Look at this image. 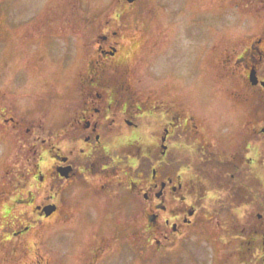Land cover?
<instances>
[{
	"label": "flooded vegetation",
	"instance_id": "obj_1",
	"mask_svg": "<svg viewBox=\"0 0 264 264\" xmlns=\"http://www.w3.org/2000/svg\"><path fill=\"white\" fill-rule=\"evenodd\" d=\"M113 14L87 34L94 44L77 69L73 110L63 112L59 98L52 112L49 105L42 113L43 102L8 116L0 108V137L10 126L19 146L9 170L14 190L49 180L57 198L63 183H73V227L83 229L75 264H139L146 257L150 264H264V152L254 148L248 107L235 114L240 134L233 136L231 120L225 121L228 129L213 142L183 106L173 111L143 98L141 82L127 79L129 54L120 55L125 44L116 39L124 27L115 18L123 13ZM255 41L243 54L263 57L264 33ZM251 72L257 82L249 79L250 85L264 88V74L254 64L248 78ZM181 139L193 142L198 162L175 155ZM19 198L18 191L13 200ZM47 204L56 207L49 215ZM34 210L49 218L59 205Z\"/></svg>",
	"mask_w": 264,
	"mask_h": 264
},
{
	"label": "rangeland",
	"instance_id": "obj_2",
	"mask_svg": "<svg viewBox=\"0 0 264 264\" xmlns=\"http://www.w3.org/2000/svg\"><path fill=\"white\" fill-rule=\"evenodd\" d=\"M235 1L0 0V108H7L8 116L43 102L42 113L49 105L52 112L59 98L63 112L73 110L80 96L77 69L94 44L87 34L97 32L115 10L123 13L115 18L124 27L116 39L125 44L120 55L129 54L127 79L141 82L143 98L155 97L173 111L183 106L213 142L216 133L228 129L225 121L231 120L233 136L240 134L235 114L246 105L254 148L264 152V88L252 87L248 78L252 64L264 74V56L243 54L263 36L264 0ZM1 129L0 264H75L72 254L80 250L83 229L73 227V183H63L57 198V185L49 180L15 191L10 172L20 156L17 135L10 126ZM245 129L241 122L238 131ZM195 150L188 140L174 143L175 155L190 163L199 161ZM18 191L20 198L13 200ZM49 202L59 210L39 216L35 204ZM145 260L150 264L147 257L138 262Z\"/></svg>",
	"mask_w": 264,
	"mask_h": 264
},
{
	"label": "water",
	"instance_id": "obj_3",
	"mask_svg": "<svg viewBox=\"0 0 264 264\" xmlns=\"http://www.w3.org/2000/svg\"><path fill=\"white\" fill-rule=\"evenodd\" d=\"M129 1H132V0H129ZM250 80L252 83L257 82V78L255 77L254 72L250 73ZM262 85L264 86V81H262ZM55 209H56V207L54 204H48V205L43 207V210H44L46 215L51 214Z\"/></svg>",
	"mask_w": 264,
	"mask_h": 264
}]
</instances>
